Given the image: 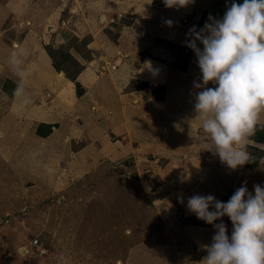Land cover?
<instances>
[{
    "label": "crops",
    "instance_id": "1",
    "mask_svg": "<svg viewBox=\"0 0 264 264\" xmlns=\"http://www.w3.org/2000/svg\"><path fill=\"white\" fill-rule=\"evenodd\" d=\"M0 2L4 3L1 4L0 23L7 24L9 34H18L19 39L13 43L14 48L10 47L0 28V152H3L2 148L9 138L14 141L12 146H15L12 158L6 159L2 154L0 157L9 163H17L15 169L19 177L26 175L27 158L29 161L33 159L35 163L41 159L42 153L34 152V145L41 146L43 153H55L57 157L61 155V161L63 156H69L71 159L82 157L85 160L92 158L115 162L125 159L128 153L137 152L146 168L155 162L158 166L166 163L162 166L164 171L159 168L156 171V164L149 173L160 176L159 190L165 197L160 202V207L163 206L160 211L171 219L176 216V210L180 211V217L193 216L187 209L190 196L213 195L222 200L239 188V183L248 173L246 166L232 170L213 154L215 146L210 140L207 149L201 146L202 141L208 138L201 128L202 117L195 119L197 114L194 111L193 94L197 90L193 83L201 79L195 53L191 51L182 56L186 57L187 65L180 68L175 63L182 57H176L171 47L161 44L167 42L190 50L184 43L188 30L194 25L197 29L203 28L209 15L222 18L229 6L227 3L231 1L193 0L184 7L176 8L166 7L164 0ZM80 4L84 15L73 36L77 39L91 37L86 44L91 59L83 64L81 73L72 80L57 72L46 48V40L36 34L38 30H44L45 21L50 22L48 17L55 15L58 18L65 12V7L75 8ZM213 8H217L216 12ZM116 13L122 14L120 21L126 18L131 20V27L125 28H128V32H124L118 43L104 36L105 30L113 28L110 19ZM29 18L31 21H27ZM38 19L42 29L35 24ZM167 20L173 22L171 27L166 23ZM54 37V41L66 44L60 35ZM15 49H19L18 56L22 58V67L27 73L22 81L10 65V54ZM146 60L152 62L153 68L158 70L156 73L135 71ZM99 61L109 63L107 72H98ZM133 83H136V88H132ZM21 84L30 97V103H23L15 95L11 97ZM77 85L82 89L78 90ZM209 87L214 85L209 84ZM86 97L88 101L83 103ZM89 99L94 103L91 110H97L99 106L104 111L107 105L106 110L110 114L109 127L106 129L108 133L98 122H89L92 120L88 114ZM113 104H116L115 110L109 109L108 106ZM189 119L193 120L191 129L187 123ZM75 126H78V133L75 132ZM259 127H264V114ZM39 129L43 134H39ZM257 130L247 145L254 144L264 151V140H256ZM109 134H112V139ZM118 139L125 144L119 147ZM257 170H252L250 185L259 179H254ZM181 196L183 204L180 202ZM4 217L6 219L2 221ZM7 220V215L0 218V228ZM227 228L231 237L232 222L227 224ZM172 230L176 236L188 237V243L183 246L189 248L193 255V249L196 251L199 247L202 250V245H210L215 234L213 226L186 228L175 223Z\"/></svg>",
    "mask_w": 264,
    "mask_h": 264
},
{
    "label": "rangeland",
    "instance_id": "2",
    "mask_svg": "<svg viewBox=\"0 0 264 264\" xmlns=\"http://www.w3.org/2000/svg\"><path fill=\"white\" fill-rule=\"evenodd\" d=\"M236 2L242 4L243 0ZM2 3L0 2V9ZM213 9L216 12L217 8ZM64 11L58 18L55 15L48 17L50 22L45 21L46 27L38 30L36 36L46 40V48L53 56L54 68L55 65L60 68L56 69L57 72L62 77L75 79L83 70L85 62H90L91 56L86 44L91 37L77 39L73 36L84 15L81 4L75 8L65 7ZM25 14L28 15L27 11ZM121 18L122 14L116 13L110 19L113 28L104 32V36L111 38V42L118 43L117 40L122 38L124 32L127 34L131 27L130 19L120 21ZM35 24L39 29L43 28L39 19ZM126 27L128 28L125 29ZM0 28L6 43L14 48L12 45L19 40L18 34L10 35L8 25L3 22L0 23ZM57 34L66 42L65 45L54 41ZM161 44L171 47L179 58L192 51L167 42ZM185 58L182 57L179 61L177 59L175 64L185 68ZM99 62L98 72H107L109 63ZM132 88H136V83ZM77 89L82 88L77 85ZM89 100L88 114L92 117L89 122H98L106 131L110 119L107 105L104 106V111L99 106L97 110H91L94 103L92 99ZM87 101V97L83 99V103ZM108 108L115 110L116 104ZM75 128L78 133V126ZM17 137L19 138L18 134ZM109 138L112 139V134H109ZM118 140L119 147L125 144ZM5 143L0 154L10 159L15 149L12 146L14 141L9 138ZM246 147L250 155H255L254 159H258V165L254 169L257 170L264 151L254 144ZM33 148L34 152L42 153L41 159L45 158L36 163L27 158L26 175L20 177L15 169L17 163H9L0 157V218L8 216V220L0 228V264H197L207 256V252L199 247L196 251L193 249L195 255L190 253V249L183 246L188 243V237L176 236L172 230L175 223L186 228L207 223L195 215L180 217L179 210H176V216L171 219L165 217L164 212L158 211L160 202L154 207L153 201L163 202L165 199L159 190L160 176L149 173L156 167V162L146 168L137 152L128 153L125 159L115 162L92 158L85 160L82 157L71 159L69 156H63L61 161V155L57 157L55 153H43L39 145H34ZM144 156L149 157L147 154ZM165 164H157L155 170L159 168L164 171L162 166ZM246 168L248 173L239 187L246 182L249 191L254 194L253 185L260 184L264 187V169L260 167L255 172L254 179H259L250 185L252 170L247 166ZM5 219L4 217L2 221ZM229 221L228 217L223 218L226 225L231 223ZM41 249L47 250V254H41Z\"/></svg>",
    "mask_w": 264,
    "mask_h": 264
},
{
    "label": "clouds",
    "instance_id": "3",
    "mask_svg": "<svg viewBox=\"0 0 264 264\" xmlns=\"http://www.w3.org/2000/svg\"><path fill=\"white\" fill-rule=\"evenodd\" d=\"M192 2L164 0L168 8ZM166 23L171 27L173 22ZM184 43L195 53L201 73L200 81L193 83L195 119L202 117L201 128L208 138L201 146L207 149L210 140L213 154L232 170L251 163L246 146L264 114V0H243L242 4L232 0L222 18L209 15L203 28L192 26ZM18 54L19 49L11 52L10 65L22 81L27 73ZM145 70L158 71L150 60L135 69ZM14 95L25 104L31 102L22 84ZM192 121H187L190 129ZM260 166L264 169V158ZM253 189L254 194L245 182L227 202L213 195L188 197V211L215 228L211 244L201 246L207 256L197 264H264V187L255 184ZM159 202L153 201L154 207ZM180 202L184 203L182 196ZM224 217L232 222L231 237Z\"/></svg>",
    "mask_w": 264,
    "mask_h": 264
},
{
    "label": "trees",
    "instance_id": "4",
    "mask_svg": "<svg viewBox=\"0 0 264 264\" xmlns=\"http://www.w3.org/2000/svg\"><path fill=\"white\" fill-rule=\"evenodd\" d=\"M49 55L51 56V58L53 59V56L51 55V53L49 52ZM55 68L57 69V70H60V68L58 67V66H56L55 65ZM72 80H75V79H72ZM50 129H51V127H49ZM257 128H258V130H257V137H256V140H258V141H263L264 140V127H259V126H257ZM39 134L41 133V134H43L42 132H40V129H39ZM251 157L253 158V160L251 161V163H249V164H246V166L247 167H249L251 170H254L256 167H257V165H258V159L256 158V159H254L255 158V155H251ZM232 196V194H229V195H227L224 199H222L221 201H224V202H227L228 201V199L230 198ZM231 221V220H230ZM229 221V222H230ZM229 222H227V223H229ZM207 225H209V224H201V226H207ZM210 226H212V225H210Z\"/></svg>",
    "mask_w": 264,
    "mask_h": 264
},
{
    "label": "built area",
    "instance_id": "5",
    "mask_svg": "<svg viewBox=\"0 0 264 264\" xmlns=\"http://www.w3.org/2000/svg\"><path fill=\"white\" fill-rule=\"evenodd\" d=\"M40 253H41V254H47V250H45V249H41V250H40Z\"/></svg>",
    "mask_w": 264,
    "mask_h": 264
}]
</instances>
